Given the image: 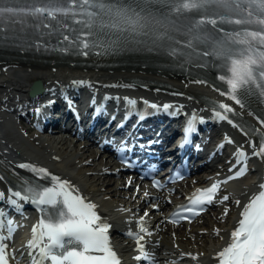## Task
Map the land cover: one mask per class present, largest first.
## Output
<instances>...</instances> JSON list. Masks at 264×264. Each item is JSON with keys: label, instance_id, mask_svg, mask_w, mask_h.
<instances>
[{"label": "snow or ice", "instance_id": "6c2138e0", "mask_svg": "<svg viewBox=\"0 0 264 264\" xmlns=\"http://www.w3.org/2000/svg\"><path fill=\"white\" fill-rule=\"evenodd\" d=\"M29 28L46 29L49 36L58 35L61 43L74 45L85 56L96 49L101 50L99 54L136 49L164 51L186 61L193 56L202 60L210 57L211 64L221 70L218 78L228 85L227 93L222 94L241 107L246 106L247 98L264 104V0H0V43L12 38L8 33H23ZM125 99L129 105L136 104L134 99ZM169 107L163 105L164 110ZM218 109L213 110L217 119L233 123L228 115L234 114L232 107L220 103ZM257 119L264 126V116L257 115ZM241 130L248 134L245 128ZM252 131L261 135L259 129ZM251 146L253 155L264 157V136L258 150L255 142ZM236 155L245 157L246 153L238 149ZM17 167L33 172L37 180L50 175L45 168L29 163ZM246 171L245 163L233 176L198 189L189 198L190 205L182 209L189 215L181 218L190 219L203 211L205 205L214 202L221 184ZM51 179L54 187L25 181L19 188L9 189L7 200L13 208L22 207L21 201L47 206L41 208L45 215L31 229L29 255L38 254L51 264H121L110 243L111 225L101 220L97 206L86 202L68 181L55 176ZM153 186L162 187L159 181ZM259 188L244 204L238 226L230 233V243L217 253L218 264H264V184ZM228 200V195L221 198V202ZM235 203L240 206L239 200ZM138 223L139 232L150 235L143 218ZM5 227L8 236L2 234ZM14 231V221L0 210V264H9L3 241ZM128 235L138 245L140 254L135 259L148 260L144 235ZM33 264L39 262L34 258Z\"/></svg>", "mask_w": 264, "mask_h": 264}, {"label": "bare ground", "instance_id": "6f19581e", "mask_svg": "<svg viewBox=\"0 0 264 264\" xmlns=\"http://www.w3.org/2000/svg\"><path fill=\"white\" fill-rule=\"evenodd\" d=\"M11 69L13 70L12 73L15 75L7 77L5 80L1 79L7 76L5 71H10ZM34 78L41 79L43 90L34 95H29L27 86L29 87V84ZM132 79L137 81L136 85L130 84V80ZM22 81L28 82V84ZM73 86L79 87V92L84 95L102 98H111V94L109 93H112L111 89L115 88L113 92H119L121 98L118 99V101L122 102L127 101L125 98L135 99L136 97L133 95H126V93L141 92L152 96L156 101H169L171 107L176 110V112L185 110V112L192 111L202 115L213 114L216 124L223 127L225 132L228 133V136L234 137L236 141L243 142L247 146L250 156L260 165V177L264 184V159L262 156L253 155L254 149L251 146L252 142H255L257 144L255 150H258L259 141L251 139L243 134L233 123H229L228 120L217 119L214 111H212L202 99L206 97L209 99L208 101L212 103L218 100L220 103L229 105L241 115L242 118L259 126L261 132L264 134V126L260 124L257 116L251 110L235 104L229 95L222 94L224 93L222 90H219L200 78H193L150 68H111L101 66L82 68L81 66L66 62H51L40 65H18L17 63H5L3 59L0 60V149L2 150L9 147L12 152H20L13 142L24 141L25 136L21 135L22 133L12 121L10 113L18 114L23 111L30 112V106H37L42 103L45 104L51 97L58 96L63 90L73 89ZM1 133H3V135H1ZM28 141L33 142L31 140ZM64 143L65 141H60L58 142V146H51L48 143L44 145L43 150H45L44 154L47 155V160L43 162L40 159H29L26 155L21 154L19 159H23L22 161H25L23 163L45 168L48 173H50V177L55 176L62 181H68L79 195L86 199V202L93 203L92 201H95L97 203L99 201L103 204L106 203L104 199H106L107 195L105 194L111 193L117 194V196L119 194L125 195L124 193L129 192V188L133 187L131 181L117 180L114 178L116 173L115 170L117 169L112 164H107V160H104L102 157L98 159L99 156L96 157V155H88L87 149L78 151L73 148L68 149L66 148L68 145L64 147ZM1 150L0 167L10 169L8 174H12V177H17V175H20L22 172L35 175L27 169L17 167L21 162L18 163V161H14L11 157L5 156L2 154L3 151ZM56 157L59 158L57 159ZM65 161H67L69 166L65 165L67 168L62 167L63 163H66ZM107 176H109L108 180L106 179ZM0 177H3V179H0V192L9 194L10 188L7 181L1 173ZM49 183L55 185V181L52 179H49ZM182 183L185 184L184 181ZM118 188H122L123 190H118ZM117 191L119 192L117 193ZM121 191L124 193H121ZM150 191L147 190L146 192L148 195L143 196V190L140 194V192H135L132 188L127 198H118V196L117 200L108 204V207L103 206V209L106 214L111 216L109 218L114 220V217H116L119 220H124L127 225L131 224L127 219H131L132 214H135L137 209L142 208L138 212L139 216L145 211H148V215L143 219V222L146 228H150L152 231L160 230L157 232L163 234V236L160 237L162 242L157 241L155 249H157L159 254L158 258L165 260V263L196 264L191 263L192 258L187 257L189 254H194L196 250L199 251L201 249L204 250L202 254H207L211 247H216V244L219 243V236L221 234L225 232L230 236V233L238 226L237 222L234 227L226 231V229L229 228V223L226 226L225 220L222 219L215 222V225L210 226L208 230L187 229L182 231L179 229L181 227L171 226L163 218V209L170 203L168 198H162L163 202L161 203H154V201L149 198ZM239 193L238 196H235V200L232 203L239 200L240 203L244 205L248 202L249 197L253 194H257L248 187H242ZM133 194L134 197H132ZM129 198H132V200L128 201ZM135 198H137V200L133 201ZM149 200L152 202L151 205L145 206L146 202ZM157 205L158 207H156ZM229 215L230 214L226 216L228 222L230 220ZM217 217V213L213 215L214 219H217ZM177 229L179 230L177 231ZM169 234L175 239L174 241L169 239ZM145 236H147V239H153L152 232L150 235L148 234ZM183 236L188 238V243L182 240ZM206 236H214L213 245L211 247H206L207 243H205L204 247L201 244L202 241L206 240ZM191 237H195V239L192 240ZM192 242H195L198 247L195 248ZM133 244L134 242L132 244L127 242L122 246L132 248ZM223 248L224 247H219L218 249L220 250ZM167 258L168 260H166Z\"/></svg>", "mask_w": 264, "mask_h": 264}, {"label": "rangeland", "instance_id": "374dc122", "mask_svg": "<svg viewBox=\"0 0 264 264\" xmlns=\"http://www.w3.org/2000/svg\"><path fill=\"white\" fill-rule=\"evenodd\" d=\"M109 177H107L106 179L108 180ZM128 195V193H126V196ZM119 197H121L120 195H118ZM117 195H108V198L109 200L113 201V200H117ZM118 197V198H119ZM125 197V196H124ZM214 225V222H213V218L207 214L205 215L204 217L200 218L199 221H197V223L195 224H192V225H186L185 229L187 228H190V227H194V228H201V229H206V228H209L210 226ZM192 238V237H191ZM182 240L184 242H188V239L185 238V236L182 237ZM209 242L211 243L212 242V237L211 236H206V240L205 241H202L201 244L205 245L206 242Z\"/></svg>", "mask_w": 264, "mask_h": 264}]
</instances>
